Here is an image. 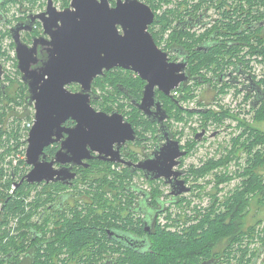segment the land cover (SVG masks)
Instances as JSON below:
<instances>
[{"label":"flooded vegetation","instance_id":"af4514ba","mask_svg":"<svg viewBox=\"0 0 264 264\" xmlns=\"http://www.w3.org/2000/svg\"><path fill=\"white\" fill-rule=\"evenodd\" d=\"M10 1L11 0H0V28L1 25L4 27L3 31L0 30V113L3 114L4 112H9L8 116H13V119L11 118V121L8 123H5L4 121L0 122V140L1 143L5 144L9 143L7 142L9 137L10 141H15L17 131L13 130L15 122L14 115L17 112H20V109L14 108H17L18 105L22 106V104L25 103L24 108L26 110H34L33 119H35L36 114L35 101H31L30 85L23 80V73L19 68L18 59H13L14 63L11 66L15 71H9L7 69V62L8 60H11L9 51L12 48H15L16 50V42L12 33V28L16 25L23 27L20 31V38L22 42L26 43L29 47L34 46L36 38L42 37L44 39L42 46H38V53H33L31 56V68L37 70V72H40L41 67H43L50 58L49 52L46 50V47H44V45L47 43V40L50 39V35L46 32L45 26V19L46 17H49V10L50 8H55L56 10L61 11L69 7L72 2V0L71 2L70 0H24L25 5L21 4L19 6L20 9H26H18V19L13 24H10L9 17L5 10L6 7L8 8V3ZM61 1L69 3L60 7L59 2ZM107 1L109 2L110 7H116L118 3H129L133 0ZM139 1L149 5L154 12V19L149 25L148 31L154 37L157 46L162 51L168 53V59L170 62L179 63L183 59L184 55H187V71L190 75V80L187 83L188 85L196 83L197 79H195V76L191 74L192 67H195L196 65V63H193V66L191 67L192 63H190V59H192V54L197 51H200V54L208 52L212 50V47H210L211 44L207 40L211 38V36H209V38L203 37L202 39L204 40L199 42L196 41L194 44L193 35H195L196 38L205 36L208 29L210 27H214L217 21L220 19L218 18L219 14L214 18L209 17L211 8H213L216 12L221 13L224 9V5L227 6V4L224 2H229L231 4L232 2H237V0H219L224 3L222 9L218 8L217 4H213V1L215 0H211L210 4L208 3L210 0H197L200 2V5L203 8L202 12H200L198 15L194 14L193 11L190 12V7L188 10L186 3L188 0ZM171 2H173V5L170 6L169 3ZM202 2H204L206 5ZM221 27L222 29L224 28L223 25H221ZM119 30L121 33H123V28L121 25H119ZM237 31L239 33L241 29L239 28ZM229 32L231 37L234 38L235 33L231 31ZM23 33H27V36H24L25 39L22 37ZM214 36L218 39H221V43H229V46H236V48L239 46L238 41H233L230 43L231 40L228 39V36L223 38L222 36L216 35L215 33ZM8 39H10V43L6 42ZM2 54L5 55L2 57ZM229 65L230 66L221 72L217 71L214 73L212 71L213 73L210 77L198 80L200 81V84H203V86L206 84L204 91L206 93L211 91L218 93L222 87L228 85L234 87L237 86L240 88L241 92L245 94V96L248 94L246 97L249 100L250 105L255 106L254 104L258 99H261L262 101L264 99V91H262L263 87L259 86L258 82L263 78V76L260 77L257 75V73L254 71L255 68H253L251 65V62L250 64L236 63ZM100 76H108V79L106 82V91L103 101L104 105L97 106L98 103H102L101 101L103 99V96L98 93V89L95 86V82ZM38 77L39 76H35L36 79H38ZM98 77H96L92 84L90 103L96 110L105 112L108 115H112L115 112L123 115L124 122H130L132 124L137 137L134 140H125L122 138L125 134L123 133L119 134V138L114 143L107 145L103 143L95 144V147L100 146L103 151L109 152L107 159H104L100 156H104L105 154H100L99 150H94L93 147L89 145L88 149L90 151V156L84 158L81 163L73 164V161L66 163H56V168L72 167L70 173L75 174V177L72 180H69L65 177L62 180L50 181L49 184L45 181L39 184H32V194L35 196H41L43 200L49 199V201L46 204H43L45 206L42 205L40 207L37 217L34 216L31 219L27 218L31 235L27 244L31 249L35 250L37 248L45 247L48 241H54L55 243L59 241L60 245L62 246V250H64L63 255L70 256L71 253L75 256L85 255V257L88 256L92 258V256L97 251H99L102 254L101 257L103 258L100 260H95L94 258L93 262H91V260L89 261V264H126L127 262H119L115 258H123V256L128 255V250L133 249L135 250V253L140 256L147 254L146 252L148 251L150 245L149 240L146 241L143 237L144 234H136L138 236L134 234L133 237H128L125 232H122V230L119 229H111V227H90V229L96 228L98 231L105 229L107 236H102L106 237V240L108 238L110 241L112 239L119 240L121 251L116 253H106L107 251L101 252V249L97 250V247L101 246L96 244L98 242H94L93 245L89 247V249L72 250L68 244L71 233H68V229L65 230L66 228L63 226L64 222L75 217L76 212L83 213L84 210L86 211V209H92L93 207L97 209L98 206L96 201L102 199V202H106L109 205L116 206L117 204L121 205L122 207H127V209L121 212L124 214L123 218H126L125 215L129 214L127 210L134 211L133 214L137 215V217L134 218L136 221L140 219H146L147 222L150 220V217H154V222L150 224L151 228L147 230L148 233H152L153 225L157 218L158 221L163 219L160 218L161 214L158 216V212H151L149 207H151L152 204L148 202L150 199H147L148 205L146 204L145 196L151 190L146 188L142 184V181H136L139 179L142 180V178L150 180V178H148L144 170L135 169V163L151 157L155 149L162 147L163 144L167 142V139L164 137L168 135H170L173 139L179 140L181 149L187 151L186 155H188L189 151L191 150L182 146V144L185 142H183L181 138L185 136L187 138L185 140L186 142L196 143L201 142L203 139L208 140L213 138L217 134V131L208 134L209 130L206 126H208L209 121L206 118H208V114L214 113L215 111L208 104L200 107H191L185 105L184 98L177 97V95L173 93L178 88L182 89V83L179 87L172 90L170 95L165 94L158 87H156L155 103L154 105H149L147 108V113L137 105L142 103L144 90L147 84V81L137 72L123 67H114L110 70H106L104 74H101ZM40 85L41 84L39 82L38 86ZM68 89L71 92H79L82 90V85L80 83H72L68 86ZM194 98L195 97L193 96L191 97V99ZM17 99H19L20 102H17ZM158 102H161L165 113L160 108V106H158ZM251 109H253L252 106ZM225 110H227V108L222 107L219 112H224ZM163 116L164 123L166 125L165 131L164 128L161 127L162 123L160 122V120L163 119ZM193 119H199L205 125V127H202L200 132H195L193 135V132L191 131L184 132L182 130V126L180 127L182 131L177 132V124L183 123L185 125L191 122ZM228 119L232 120L233 118H227V120ZM138 121L141 123V125H138ZM121 122L124 123L123 120ZM77 123V120L69 117L62 123V125H60V128L62 127L65 130L61 131L58 141L45 148L47 159H52L59 152L63 146V143L68 140L70 134L68 130L73 129ZM52 126H54V123ZM150 127H152L153 130ZM150 131L151 133H149ZM29 132H27L26 135H23V137L26 136L28 138ZM202 132H204L203 135L198 136V134ZM53 137L55 138L56 136L54 135ZM149 147L151 148L149 149ZM76 155L77 153L67 150L59 153V157L63 160L69 158L76 159ZM185 156L180 157V163L175 167V169L184 172V174L180 177L184 179L188 185L190 180V168H187L185 164H183ZM114 157H120L122 160L130 161L134 164L128 165L123 161L109 160L110 158ZM30 169L31 167H29L28 172ZM158 179L159 182H161L163 179L162 183L167 185L164 177ZM189 187L190 191L186 192V194L189 193V198H192L195 185L191 183ZM170 196H175L171 193V187L170 192L161 196V199L165 200ZM190 203L192 204L193 202ZM79 204L83 205L79 206ZM33 211L34 210L32 206L27 207L28 215ZM99 213L104 216L103 211L99 210ZM32 222L34 224L33 228ZM15 229L16 227L14 226L13 230ZM72 252H74V254Z\"/></svg>","mask_w":264,"mask_h":264},{"label":"trees","instance_id":"16d2710c","mask_svg":"<svg viewBox=\"0 0 264 264\" xmlns=\"http://www.w3.org/2000/svg\"><path fill=\"white\" fill-rule=\"evenodd\" d=\"M210 2L211 0L208 1L209 4ZM224 3L227 6L224 5L223 11L219 13L218 18L220 19L215 26L210 27L205 36L196 38L193 35L194 44L196 41L204 40L202 39L203 37L209 38L211 36L207 40L211 44L210 47H212V50L208 52L200 54V51H197L192 54V59H190L191 67L196 57L204 60L203 64L192 67L191 74L197 79V84H200L199 79H206V76L200 70L201 66H206L216 73L226 69L230 66L229 64H250L252 54H261L264 57V25L262 24L264 22V0H237V2H232L231 4L229 2ZM224 3L219 0L213 1V4H217V7L221 9ZM194 7V9L189 10L188 8V10L190 12L193 11L197 15L202 12L203 8L201 5ZM261 21L263 22L260 23ZM221 25L224 26L223 29ZM239 28L241 31L238 33L237 29ZM229 31L235 33L234 38L231 37ZM214 33L223 38L228 36V39L231 40L230 43L238 41L239 46L236 48V46H229V43H221V39L216 38ZM4 55L2 54V57ZM107 79L108 76L98 77L96 85L106 89L104 82ZM258 83L259 86L263 87L262 91H264V75ZM182 89L191 91L187 82L183 83ZM192 96L194 97L195 95L189 97ZM252 108L253 111L256 109L257 112L264 113V99L256 107L253 106ZM212 118L217 123H223L227 118H234V116L225 110L224 112L218 111L215 114L210 113L206 119L210 121ZM137 123L141 125L139 121ZM18 138H21V135L18 136L17 131L15 139L18 140ZM7 142L9 143H1L0 140V264H24L25 262L26 264H89V261L93 262L94 258L95 260L103 258L99 251L92 258L85 257V255L75 256L71 253L70 256L63 255L64 250H62L59 241L57 243L48 241L45 247L35 250L28 246L27 242L31 235L27 218L37 217L40 207L46 204L49 199L43 200L41 196L32 194L33 187L31 185L39 184L38 182L29 183L24 181L20 183L27 170L22 172L21 167L15 165L10 172H7L2 166L5 157L10 153L15 156L19 146L15 144V141H10V137ZM237 142L240 143V139L235 138L234 143ZM262 143H264V138L259 137L252 143H245L244 145H246L247 149H244L248 151V157L243 168L240 167L233 174L220 172V175L215 177V189L207 192L211 196V203L207 209L201 208L200 205L193 206L190 203L192 200L189 199L186 200L185 206L180 207V214L172 218L170 205H176L180 201L185 200L181 197L183 194L171 196L169 200H162V193L160 194L158 189H154V191H150L145 196V198L150 199L148 202L152 204L149 207L151 212H158V216L161 214L160 218L167 214V217L171 220L168 222V219L165 218L166 221H158L157 218L156 224L154 223L153 225L152 233H148L146 230V219L134 220L136 216L132 210H127L129 214L125 215L126 218H123L124 214L121 212L127 207L117 204L116 206L109 205L106 202H102V199L98 200L97 198V209L93 207L92 209L84 210L83 213L75 211V217L64 222L65 230L68 229V233H71L68 243L70 248L72 250L89 249L94 242H98L96 244L101 246L97 247V250L101 249V252H120L119 240L112 239L110 241L108 238L106 240V237L102 236H107L106 230L98 231L96 229L97 227H111V229L122 230L128 237H133L134 234H144L145 240H149L150 246L144 256L138 255L133 249L127 251V256L115 258L119 262H127L126 264L256 263L262 254L263 247L255 251L256 253L254 251L249 253V250L245 249L246 245H249L245 241V236H254L256 234V226H254L256 224L246 225V216L253 198L258 197V200L264 203V174L261 172L264 168V148L256 147ZM234 155H236V152L219 161H214L216 159L213 158L204 161L198 167L193 166L190 168L189 178L196 180L194 185L197 188H204L206 185L203 187L201 185L203 183L199 182V179L216 167L227 166L233 160L231 156ZM21 163L27 164L25 160L21 161ZM237 177L242 180L234 189L229 190L226 195L220 198L218 195L222 189L220 186L231 182ZM17 183L20 184L17 185ZM208 184L210 183L207 182ZM193 194L200 197L202 193ZM146 204L148 205L147 200ZM28 206H32L34 210L29 215L27 213ZM193 207L194 209H191ZM99 210L103 211L104 216L99 213ZM191 211H194V213ZM261 221L259 220L260 223ZM14 226L16 227L15 230H13ZM33 227L34 224L32 222ZM90 227L96 228L90 229ZM262 243L264 245V239H262ZM23 253L24 256L22 255ZM72 253L74 254V252Z\"/></svg>","mask_w":264,"mask_h":264},{"label":"water","instance_id":"95a60500","mask_svg":"<svg viewBox=\"0 0 264 264\" xmlns=\"http://www.w3.org/2000/svg\"><path fill=\"white\" fill-rule=\"evenodd\" d=\"M153 19L152 8L139 0L118 3L116 7H110L107 0H72L71 5L61 11L50 8L49 17L45 19L50 39L44 45L50 58L40 72L31 68V56L38 53V46H42L44 39L36 38L34 46L29 47L20 38L23 27L16 25L12 28L19 68L23 80L30 85L31 101L36 104L34 125L27 138L26 150V163L31 169L20 183L58 181L65 177L72 180L75 177L74 173H70L72 167L56 168L55 164L81 163L90 156L89 145L99 150L100 154H105L100 156L107 159L109 152L103 151L100 146L95 147V144L114 143L123 133L125 140L136 139L132 124L124 122L123 115L116 112L108 115L96 110L90 103L92 84L106 70L114 67L131 69L147 81L142 103L137 104L147 113L149 105L155 103L156 87L170 95L172 90L190 80L188 56L184 55L179 63L169 61L168 53L157 46L148 31ZM35 76H39L38 79ZM72 83H80L82 90L71 92L68 86ZM260 101L258 99L254 105L257 106ZM158 106L164 111L161 102ZM69 117L78 123L68 130V140L49 160L45 148L59 140L61 131L65 130L60 125ZM162 118L161 127L165 131L164 116ZM164 138L167 142L155 149L151 157L135 163L134 168L144 170L150 179L164 177L171 193L179 196L190 191L186 181L180 177L184 172L175 169L180 157L185 156L187 151L181 149L179 140L170 135ZM65 150L77 153V158L61 159L59 153ZM109 160L134 164L120 157ZM153 222L154 217H150L146 230Z\"/></svg>","mask_w":264,"mask_h":264},{"label":"rangeland","instance_id":"374dc122","mask_svg":"<svg viewBox=\"0 0 264 264\" xmlns=\"http://www.w3.org/2000/svg\"><path fill=\"white\" fill-rule=\"evenodd\" d=\"M71 2V0H70ZM69 2H59V6L62 7ZM187 6L188 8L190 7L191 9H194V6H200V2L197 0H188ZM25 5L24 0H11L8 3V8L6 7V14L9 17V23L13 24L17 19L18 9L19 10H25L26 8H21L19 5ZM169 5H173V2L169 3ZM249 8V7H247ZM255 11V10H254ZM218 12H216L213 8L210 9V18H214L218 16ZM15 18V19H13ZM1 31L4 30L3 25H1L0 28ZM8 30V29H6ZM24 36H27V33H23V38L25 39ZM10 43V39L7 40ZM248 49V48H246ZM244 49V50H246ZM251 56V65L253 68H255V71L258 76L262 77L264 75V57L261 56V54H252ZM199 57H196L194 63H196V66L203 64L204 60L201 58L197 59ZM202 74L205 75L206 77H210L212 75V70L207 68L206 66H201ZM210 79V78H209ZM107 80H105L104 84L106 86ZM95 86L98 89V93H100L103 96L102 103H98L97 106L104 105V97H105V89H103L100 85ZM190 86L191 91L183 90V89H176L173 93L177 95V97H183L184 98V104L187 106L191 107H200V106H205L209 105L212 107V109L215 111L213 114H215L217 111H220V109L227 108V110L234 116V118L225 120L223 123H217L214 121L212 118L206 126L209 130V133H213L214 131H217V134L210 139H203L201 142L196 143V142H186L185 140L187 139L185 136H181L183 142L182 146L184 148H189L191 151H189V154L184 157V163L187 168H191L193 166H200L204 161H207L208 159H216L214 161H219L222 160L225 157H228L229 155H232L236 152V155L231 156L232 161L227 165V166H220L216 167L211 172L207 173L205 176L199 179V182L203 183L201 185H206L204 188H197L196 186L193 189V193H199L201 192V196H197L193 194L192 198H189V193L186 194L183 193L181 197H183V201H180L179 204L170 205V210L172 214V218L180 214L181 208L185 206L186 200H192L193 206L195 205H200L201 208L207 209L211 203V196L207 194V192L212 191L215 189V177L217 175H220V172H227L230 174H233L237 169L240 167L243 168L245 165L246 159L248 157V151L245 150L244 148L247 149L246 144L252 143V141H255L257 137L259 138H264V113H259L255 109L253 111L251 109L249 100L246 98L245 94L241 92L240 88L237 86H225L220 89L218 93L214 92H208L206 93L205 87L206 84L203 86V84H197V83H192ZM101 90V91H99ZM190 92V93H189ZM195 95L194 99H191V95ZM17 102H20L19 99H17ZM256 106V105H255ZM25 103L22 104V106L18 105L17 108L14 109H20V112H17L14 117H15V122H14V131H18V136L21 135V138H18V140L15 139V144H18V148L16 151V154L21 153L22 147H25L28 145L26 141V136L23 137L22 132L20 131L23 130V125L27 122L30 121L34 115L33 109L26 110L25 108ZM212 110V111H213ZM9 112H4L3 114L0 113V122H5L8 123L11 121V118L13 119V116H8ZM3 119V120H2ZM182 130L185 132H193V135L195 132H200L202 127H205L203 122H201L199 119H193L191 122L187 124L179 123L176 125L177 132H181V127ZM152 129V127H150ZM153 130V129H152ZM151 133V131L149 132ZM26 135V134H25ZM23 138V139H22ZM238 138L240 139V143H234V139ZM193 140V139H191ZM26 143V144H25ZM239 144V145H238ZM257 148H264V143L259 144L256 146ZM151 147H149L150 149ZM237 149V150H236ZM255 151V150H254ZM1 152V151H0ZM21 156L23 157V153H21ZM239 157L238 159H235ZM16 157L13 156L11 153L8 154V156L5 157L4 163L2 166L5 168L7 172H10L12 167L15 165H18L21 167L22 172L27 170L28 172V164H23L21 161H24V159H18V161H15ZM21 160V161H19ZM239 162V163H237ZM261 172L264 174V168L261 170ZM149 180V179H148ZM146 180L145 178L139 179L136 182L142 181V184L146 187L149 188V190L154 191V189H158L160 194L162 193V196L165 193L170 192V186L164 185L163 179L161 182H159V179H150L149 181ZM241 178H235L231 182L222 184L220 186L221 191L219 192V197H223L228 193L229 190L234 189L236 185L241 181ZM207 182L210 184L207 185ZM195 184L196 180L194 178H190L188 185L190 184ZM171 197V196H170ZM168 198L171 199V198ZM195 197V198H193ZM83 204H79V206H82ZM191 209H194L191 208ZM189 212V211H188ZM192 212V211H191ZM190 213V212H189ZM194 213V211L192 212ZM135 215V214H134ZM137 217V215H135ZM163 220L166 221L165 218L168 219V222H170L167 214L161 217ZM259 220H262L261 223ZM259 222V223H258ZM256 224V234L254 236H245V241L249 243L247 244L245 249L249 250V253H256L255 251L259 250L261 247H263L262 254L260 255L258 261L254 264H264V245L262 243V239H264V203L260 202L258 200V197L253 198L252 203L250 205L249 212L246 216V225H252ZM246 226V227H247ZM259 229V230H258ZM260 230L261 233H260ZM223 246V245H222ZM221 246V247H222ZM259 252V251H258ZM24 256V253L22 254ZM26 264V262L24 263Z\"/></svg>","mask_w":264,"mask_h":264},{"label":"built area","instance_id":"2783aa9c","mask_svg":"<svg viewBox=\"0 0 264 264\" xmlns=\"http://www.w3.org/2000/svg\"><path fill=\"white\" fill-rule=\"evenodd\" d=\"M8 42V41H6ZM9 43V42H8ZM9 55L11 56V60H8L7 62V69L9 71H15L11 66L13 65L14 61L13 59H16L17 58V53H16V50L15 48H12L10 51H9ZM34 125V119L32 118L30 121H27L24 125H23V130L21 131L23 135H25L27 132H29V130H31V128L33 127ZM13 142V141H12ZM27 146L26 145L25 147H22V151L21 153H23V157L21 156V153L15 155L16 157V160L15 161H18V159H24L26 161V150H27ZM14 156V155H13Z\"/></svg>","mask_w":264,"mask_h":264}]
</instances>
